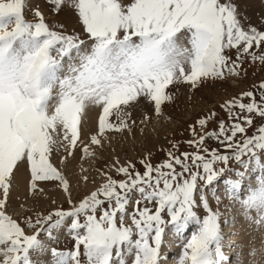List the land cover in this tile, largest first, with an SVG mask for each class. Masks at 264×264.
<instances>
[{"label":"snow or ice","instance_id":"snow-or-ice-1","mask_svg":"<svg viewBox=\"0 0 264 264\" xmlns=\"http://www.w3.org/2000/svg\"><path fill=\"white\" fill-rule=\"evenodd\" d=\"M44 4L57 16L74 13L82 31L54 27L26 0H0V264H167L166 229L180 238L193 224L178 264H228L225 241L236 233L225 229L241 217L259 235L242 264H264V81L222 103L226 119L211 111L190 124L188 150L171 141L163 161L153 164L151 152L138 161L143 171L118 157L97 168L103 182L79 201L68 172L77 150L99 159L109 133L131 134L141 100L159 117L177 98L170 86L192 91L239 80L245 63L264 67V27L245 21L239 0ZM89 111H98L97 129L85 141ZM150 121L145 112L140 123ZM21 169L26 199L51 184L68 207L52 200L55 207L14 217L8 206ZM257 171L255 183L246 179ZM61 236L70 248L58 247Z\"/></svg>","mask_w":264,"mask_h":264},{"label":"rangeland","instance_id":"rangeland-1","mask_svg":"<svg viewBox=\"0 0 264 264\" xmlns=\"http://www.w3.org/2000/svg\"><path fill=\"white\" fill-rule=\"evenodd\" d=\"M239 2L245 21L250 22L258 28L264 27V25L261 24V21L264 20V0H239ZM36 5L41 7L45 12L46 20L51 22L54 27L59 28L60 25L63 24L64 30L67 32H72L73 30L77 32L82 31L74 13L66 10L63 14L57 16L47 11L44 0H26V9ZM230 54L233 57L235 56L234 51ZM244 68L247 70V75L244 76L242 74L239 80L229 77L222 83L217 82L214 86L205 85L192 91H189V88L185 85L170 86L169 91L175 93L177 98L174 102L166 103L162 106L163 115L159 117L153 113L151 105L141 100L140 104L132 109V116L133 119L137 121V124L133 128L131 134L128 132H124L123 134L109 133L108 140L104 141V149H96V154L99 159H81V154L79 150H77L75 154L76 159L71 160L68 165L69 178L73 185V199L79 201L84 194L91 190H95L99 184L103 182V178L96 169L102 167L106 169L107 164H110L117 157L122 164L126 163L128 160L136 162L137 168L143 171L138 161L149 152L152 154L151 161L153 164L163 161L166 158V153L162 149H168L171 141H179L180 151L188 150L185 141L192 138L188 130L190 124H193L198 118L207 115L211 111L217 113L216 120L226 119V113L220 108V105L226 100L238 96L242 91L249 90L254 84L264 81V67L253 65L248 62L244 64ZM145 112L151 115V121L146 124H141L140 121L143 119V114ZM259 123L260 121L257 119V124ZM208 127L209 129L215 128L216 122H210ZM141 129H143L142 132ZM95 131L96 129L93 130L94 133ZM93 132L91 134H93ZM251 132L252 129L249 130V135H251ZM89 136L90 134L85 138L83 133V139H85V141H87ZM208 144L210 147H216L215 141L209 140ZM53 162L60 167L55 157L53 158ZM81 168L87 169V171L82 172ZM111 174L117 179L120 178L116 176L114 171ZM83 175L89 176V182L84 183L81 180ZM260 175L261 173L257 171L248 177H252L249 180L255 183ZM15 181L26 182L24 172H22L21 175L18 173ZM218 185H222V181L218 182ZM42 186L45 187V189L49 188L48 190L51 193H61V191L58 190V192L54 189L51 184ZM13 191L14 189L12 188L8 211L16 218H21L25 209L35 208L36 210H47L56 205H62L65 208L68 207L64 201L62 204L56 203V205L52 207H49L52 203L47 207H41V204L37 203L46 200L45 196H41L38 200L26 199V196H29L28 187L26 194L20 197L14 198L16 194ZM21 205H23V207H21ZM228 215L231 216L232 213L229 212ZM242 224L243 218L241 217L240 222H238L234 228L229 227L225 229L226 233L230 231L236 233V247H232L236 252L232 257L231 264H242V262L246 261L247 242L250 240L254 241L256 245L259 246V235L254 233L251 229L242 227ZM197 227L198 226L194 224L191 225L190 228L185 231L184 236L180 238L174 236L169 229H166L167 235L162 249L165 258L167 257L166 259H168L166 260V262L168 261L167 264H178L179 257L183 250V243L186 242L187 239H190L191 235L197 230ZM68 238L69 237L66 236L64 238L65 240L63 239L64 241L60 243L58 247L70 248L72 241L71 238ZM229 238L230 236L225 241V254L231 249L228 245L230 243ZM167 247L168 251L165 252Z\"/></svg>","mask_w":264,"mask_h":264},{"label":"bare ground","instance_id":"bare-ground-1","mask_svg":"<svg viewBox=\"0 0 264 264\" xmlns=\"http://www.w3.org/2000/svg\"><path fill=\"white\" fill-rule=\"evenodd\" d=\"M141 108V107H140ZM144 109V108H143ZM97 118H98V111H89L88 113H87V115H86V117H85V123H84V127H83V133H84V137L86 138V136L87 135H89V134H91L92 132H93V130L94 129H97ZM94 133V132H93ZM22 172H23V170L21 169V172H20V175L22 174ZM18 175V174H17ZM24 177V176H23ZM21 178V177H20ZM246 179H250L249 177H246ZM24 185V186H23ZM91 186V185H90ZM90 186H88V187H90ZM92 187V186H91ZM94 187H95V185H94ZM13 189H14V191L13 192H15V196H14V198L15 197H20L21 195H23V194H26V191H27V181L26 182H19V181H15V184H14V186H13ZM49 188H46V195H45V198H46V200H44V201H42V202H40V203H37V204H41L40 206L42 207H47L48 205H50V203H51V201L52 200H55L56 201V203H63V201H64V197H63V194H62V192L61 193H51L49 190H48ZM51 189H53V188H51ZM50 189V190H51ZM52 191V190H51ZM58 191V190H57ZM92 191V190H91ZM20 192H21V194H20ZM54 192V191H53ZM59 192V191H58ZM23 197V196H22ZM27 197V196H26ZM51 200V201H50ZM52 206H54V205H50L49 207H52ZM231 230V229H230ZM255 233V232H254ZM251 234H253V233H251ZM256 235V234H255ZM258 235V234H257ZM251 236V235H250ZM66 236H61V240H60V243H62L65 239ZM64 239V240H63ZM248 240H249V238H248ZM229 241H230V243H232V242H237V239H236V236L234 235V236H230V238H229ZM229 243V244H230ZM228 244V245H229ZM230 248V247H229ZM166 251H168V247L165 249V252ZM172 251V250H171ZM236 252V250H234V249H232V247H231V249L228 251V252H226V256L227 257H230L231 256V258H232V256H233V254ZM164 255V254H163ZM168 255V254H167ZM167 258V257H166ZM231 258H230V260H229V263L228 264H230L231 263ZM46 259V258H45ZM233 259V258H232ZM166 260H168V259H166ZM168 262V261H167ZM171 262V261H170Z\"/></svg>","mask_w":264,"mask_h":264}]
</instances>
